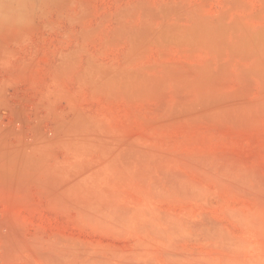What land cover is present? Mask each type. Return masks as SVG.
Wrapping results in <instances>:
<instances>
[{
  "label": "rangeland",
  "instance_id": "374dc122",
  "mask_svg": "<svg viewBox=\"0 0 264 264\" xmlns=\"http://www.w3.org/2000/svg\"><path fill=\"white\" fill-rule=\"evenodd\" d=\"M0 264H264V0H0Z\"/></svg>",
  "mask_w": 264,
  "mask_h": 264
}]
</instances>
